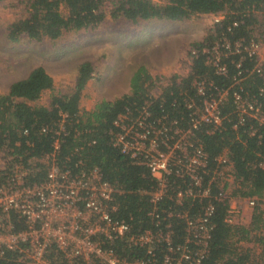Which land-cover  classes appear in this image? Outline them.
<instances>
[{
    "label": "trees",
    "instance_id": "obj_1",
    "mask_svg": "<svg viewBox=\"0 0 264 264\" xmlns=\"http://www.w3.org/2000/svg\"><path fill=\"white\" fill-rule=\"evenodd\" d=\"M25 14L5 24L3 38L8 42L22 39L39 42L56 40L65 32L92 28L103 22L104 0H25ZM107 1V0H106ZM110 17L130 23L140 20L184 21L197 14H221V19L206 30L199 41H193L188 50L189 64L184 75L173 74L161 86L158 95L150 93L154 83L144 66L137 67L129 77V90L112 100L100 99L89 110L81 109L79 94L91 77L88 62L77 66L73 92L64 96L51 95L49 106L39 103L41 94L53 89L48 73L41 67L31 68L23 77L11 82L5 93L0 94V151L12 155L15 161L28 166L26 182L38 183L47 170L45 154L54 149V161L60 167L72 170L97 168L102 178L115 185V217L130 225L132 231L153 229L156 225L147 214L150 211L149 194L154 181L144 166L136 164L129 156L121 154L114 144L118 127L113 124L118 114L129 111L136 114L141 105L149 111L151 124L163 115L165 122L175 120L179 127L190 128L192 140L200 145L207 156V174L202 175L201 187L207 185L220 154L227 157L231 184L222 182L221 190L238 199L253 198L254 206L248 225L228 224L224 221L226 200H217L219 178L208 184V193L201 200L187 199L180 204L162 197L157 209L171 207L195 216L201 207L210 202L213 206L208 218L210 226L206 252L198 264H264V61L259 73L251 71L253 59L243 51L235 52L233 43L241 40L247 44L257 30L264 43V0H108ZM224 44H228L224 48ZM218 50V63L224 66L223 74L211 64V48ZM190 50L194 54H190ZM239 64L236 66V64ZM204 80L205 92H195L194 81ZM217 102L219 125L200 121L191 126V109L201 108L202 101L217 91L227 89ZM260 89L262 91H260ZM254 100L259 110L254 117L248 112L239 115L238 105L231 93ZM61 122L62 130L55 134ZM80 162V165L78 164ZM186 182L175 181L184 185ZM12 231L23 229V221L15 213L9 214ZM161 225V224H160ZM172 243L182 241V223L171 219ZM241 242H251L244 246ZM194 248L193 243H189ZM254 246L255 257L251 256ZM120 256L144 254L141 248L116 244ZM164 248L159 245V259ZM0 264H23L14 250L0 253ZM173 264V263H171ZM179 264H187L180 262Z\"/></svg>",
    "mask_w": 264,
    "mask_h": 264
},
{
    "label": "built area",
    "instance_id": "obj_2",
    "mask_svg": "<svg viewBox=\"0 0 264 264\" xmlns=\"http://www.w3.org/2000/svg\"><path fill=\"white\" fill-rule=\"evenodd\" d=\"M220 19L221 14H218L214 23ZM261 43L256 36L247 44L241 40L233 43L235 52L243 51L253 59L251 71L256 73L260 72L263 62L258 53ZM227 47L228 44H224V48ZM218 50L216 46L211 48L209 61L217 73L223 74L224 66L217 60ZM190 54L193 55L194 51L190 50ZM193 85L197 94H204V80L194 81ZM227 90L217 91L204 99L201 108H193L191 102L184 100L185 108L191 109L189 115L193 116L191 126L195 127L200 121L219 125L216 105ZM231 97L238 105L239 115L248 112L258 116L259 107L254 100L241 98L236 91L231 93ZM149 118L147 107L141 105L136 114L129 111L118 114L113 124L118 127L114 144L119 152L144 166L154 181L153 189L148 192L150 211L147 213L155 222L153 229L132 231L130 225L115 217L114 195L117 189L102 178L97 168L72 170L58 166L54 161L56 138L53 150L42 158L49 163L44 179L38 183L28 184V166L0 151V253L14 250L18 261L23 264H198L206 252L212 204L206 203L197 215L189 216L169 205L157 209V201L162 197L175 204L187 199L200 201L208 193V184L217 177L221 183L216 199H225L227 203L224 221L239 224L236 218L241 213L239 203L245 202L252 208L254 199L233 198L221 190L222 182L230 185L232 179L228 173L229 162L222 154L216 158L207 185L201 187L202 175L207 174V156L192 140L190 128L179 127L175 120L166 123L165 115L161 117L162 123L159 119L154 127ZM258 119L262 121L259 116ZM60 124L56 135L62 130ZM175 181L186 183L180 186L174 184ZM10 213L22 219L23 229L12 231ZM172 218L182 223V241L176 244L172 243ZM120 243L141 248L143 256H120L115 247ZM189 243L195 247L190 248ZM246 243L241 242L248 246ZM159 245L164 251L158 259L156 251Z\"/></svg>",
    "mask_w": 264,
    "mask_h": 264
},
{
    "label": "rangeland",
    "instance_id": "obj_3",
    "mask_svg": "<svg viewBox=\"0 0 264 264\" xmlns=\"http://www.w3.org/2000/svg\"><path fill=\"white\" fill-rule=\"evenodd\" d=\"M102 8L104 20L95 27L65 32L53 41L22 39L12 43L4 40L3 28L10 20L25 14L27 3L0 0V94L31 68L41 66L51 77L53 89L43 92L38 101L49 106L51 95L73 92L77 66L86 61L92 74L79 94L81 109L89 110L97 100H112L127 93L129 77L139 66H144L151 75L154 83L150 93L157 95L171 75L187 72L191 43L202 39L217 16L197 14L184 21L149 19L130 23L110 17L108 0H104ZM253 36L263 43L257 30ZM262 43L258 53L264 61ZM262 202L260 206L264 209V199ZM239 206L237 222L248 225L252 208L245 202ZM252 249L251 256L255 257L258 250L256 246Z\"/></svg>",
    "mask_w": 264,
    "mask_h": 264
}]
</instances>
